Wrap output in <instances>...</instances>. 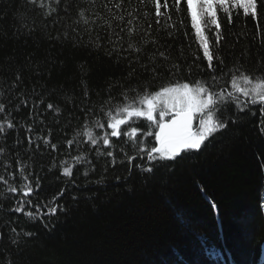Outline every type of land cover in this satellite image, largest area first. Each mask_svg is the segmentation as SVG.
Here are the masks:
<instances>
[{
	"label": "trees",
	"instance_id": "trees-1",
	"mask_svg": "<svg viewBox=\"0 0 264 264\" xmlns=\"http://www.w3.org/2000/svg\"><path fill=\"white\" fill-rule=\"evenodd\" d=\"M51 5L56 11L49 16L29 0H0V123L14 125L0 132V176L8 182H0V264H264L260 105L248 98V107L239 111L233 104L228 127L176 161L142 157L123 135L126 125L121 137H110L111 148L100 139L111 132L105 123L110 111L138 103L145 92L208 79L184 0L179 12L169 0L171 20L161 17L160 24L151 0ZM218 15L224 65L217 66L223 78L213 88L234 92L230 69L264 71V12L258 0L255 18L242 9L233 10L231 23L219 9ZM205 31L214 48L213 32ZM147 124L139 118L133 126L141 129L137 141L151 148L157 143L142 135ZM88 132L98 138L95 146ZM125 153L136 159L129 162ZM22 167L34 189L28 198L8 192V185L28 183ZM64 167L72 168L71 177L62 174ZM148 167L151 172L141 170ZM23 199L31 200L25 211H36L37 204L57 211L29 219L12 211Z\"/></svg>",
	"mask_w": 264,
	"mask_h": 264
},
{
	"label": "snow or ice",
	"instance_id": "snow-or-ice-1",
	"mask_svg": "<svg viewBox=\"0 0 264 264\" xmlns=\"http://www.w3.org/2000/svg\"><path fill=\"white\" fill-rule=\"evenodd\" d=\"M32 4H38L40 8H46L45 15H51L56 11L51 5V0L45 3V0H29ZM56 4L60 3V0H55ZM94 3L95 0H92ZM123 0H121V3ZM154 9L155 16L157 17V24H160L161 17L171 20L169 14V0H151ZM182 0H172L171 7L175 11L179 12ZM186 4V11L190 16L191 27L195 30L196 36L199 40L200 47L203 50V56L207 60V68L209 71V77L207 80L195 82L194 86L189 83L170 84L162 87L155 93L145 92L139 99L138 103L125 104L124 106L116 109L115 114L113 112L108 113V120L105 121L111 132H105L102 138L103 145L108 148L112 147V141L110 137L119 138L122 135V126H127L123 130V135L136 147L137 153L142 157L147 156L149 161L167 160L176 161L177 158H183L182 154L189 152H199L202 147H206V141L210 142V138H214L217 132L228 127L227 113L229 108L234 104L239 111H244L250 103L252 105H260L261 110L264 111V71H259L258 74L243 72L241 73L239 68L230 69L232 72L229 78L231 88L234 92L224 91L216 92L213 85L218 79L223 78V69L217 72V66L224 65V60L219 55L220 42L224 39L221 34L220 17L218 15V9L225 15L228 23H231V17L234 9H242L244 15L251 14L254 18L257 16L258 0H184ZM116 8L120 7V3L115 4ZM165 11H161V8ZM261 11L264 12V0H260ZM80 19L84 24L89 23V19L85 16L84 11L79 13ZM115 19L122 20V16H117ZM79 23L80 21H76ZM131 24V21H128ZM182 23V21H181ZM174 27V25H172ZM213 32L215 47L210 48V41L205 30ZM130 34L135 32V29L129 30ZM171 35V33H169ZM154 42V41H153ZM264 43V41H262ZM132 44H129V48H133ZM135 51H140L139 48H135ZM216 53L215 55L213 53ZM163 55V53H161ZM214 60L216 64H214ZM229 81H226L228 83ZM244 97L245 99H241ZM52 104H48V108H52ZM5 111V104L0 102V112ZM250 111V109H249ZM157 113L159 119H157ZM199 113V126L196 131H193V120L196 114ZM166 116H171V119L165 120ZM143 118L148 122V131L142 133L143 136H154L158 146L148 148L143 146L142 142L137 141L138 134L141 133V129L133 126L136 120ZM235 123V121H233ZM5 125L8 129L14 127L11 121H5L0 123V132H4ZM97 127L103 128L105 124H101L97 121ZM155 127L157 131L153 133L150 129ZM88 139L91 144L95 146L99 141L95 138L91 132L87 133ZM69 145L72 141L68 142ZM55 147V145H53ZM2 151V150H0ZM108 156H112V163L115 164V157L112 151L106 153ZM127 156V154L125 153ZM77 162H81V157L75 158ZM129 162L136 159V156H127ZM66 163V162H65ZM142 171L151 172L152 167L142 168ZM23 176V167L20 169ZM64 176H72V168L64 167ZM87 175V172L84 173ZM25 181H28L27 176H23ZM0 182L8 184L2 176H0ZM36 187L39 188V181H36ZM8 192L17 193L20 192L22 197H31L34 193L32 187V181L22 185L21 188H17L12 185H8ZM58 195H63L60 192ZM56 197H53V201L50 204H54ZM31 204L30 199H23L17 201V206L12 209L14 212L24 213L29 219L35 220L41 218L42 215H55L58 206L49 205H35L36 211H25L24 205ZM47 207V212H42V208ZM15 232V229H12ZM31 235V233H26ZM201 240L204 238L199 237ZM13 243H16L13 240ZM208 255H212L209 251Z\"/></svg>",
	"mask_w": 264,
	"mask_h": 264
},
{
	"label": "water",
	"instance_id": "water-1",
	"mask_svg": "<svg viewBox=\"0 0 264 264\" xmlns=\"http://www.w3.org/2000/svg\"><path fill=\"white\" fill-rule=\"evenodd\" d=\"M193 124H194V120H193ZM157 143V142H156ZM158 146V145H157Z\"/></svg>",
	"mask_w": 264,
	"mask_h": 264
},
{
	"label": "rangeland",
	"instance_id": "rangeland-1",
	"mask_svg": "<svg viewBox=\"0 0 264 264\" xmlns=\"http://www.w3.org/2000/svg\"><path fill=\"white\" fill-rule=\"evenodd\" d=\"M196 115H199V113H197Z\"/></svg>",
	"mask_w": 264,
	"mask_h": 264
}]
</instances>
